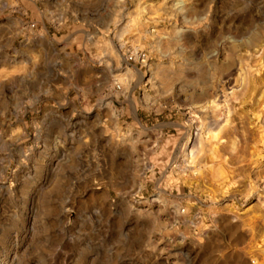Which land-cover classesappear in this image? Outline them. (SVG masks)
I'll return each instance as SVG.
<instances>
[{"label":"rangeland","instance_id":"374dc122","mask_svg":"<svg viewBox=\"0 0 264 264\" xmlns=\"http://www.w3.org/2000/svg\"><path fill=\"white\" fill-rule=\"evenodd\" d=\"M252 136L264 0H0V264H264Z\"/></svg>","mask_w":264,"mask_h":264},{"label":"bare ground","instance_id":"6f19581e","mask_svg":"<svg viewBox=\"0 0 264 264\" xmlns=\"http://www.w3.org/2000/svg\"><path fill=\"white\" fill-rule=\"evenodd\" d=\"M256 41L257 40H256V37H255L253 42H250V44H253ZM253 136L251 137V142H256V146L264 145V137L263 136L260 139H258V138L256 139ZM213 137H216V136L213 135ZM213 137L210 138L209 140L213 139ZM217 141H218V144H220L222 146H223L224 143H226V142H224L225 140L223 141L221 139H217ZM258 155H260V153H258ZM218 157L219 156L214 155V157L212 159V164L217 165V164L221 163V161H220L221 157H220V159ZM258 160L261 161L260 158L257 159V161ZM193 165H195V167L193 166V170H189V171H191V172L193 171L192 174L193 175L195 174V176L197 175V177L199 176L198 175L199 173H200V175H202L201 172H200L201 171L200 165L198 164L199 165L198 168L196 167V164H193ZM241 170H242L243 173L246 174L244 179L246 180V182H248L249 181V175L247 174V171L250 170L249 166H246V167L242 168ZM262 172H264V171H262ZM192 174H191V176H192ZM258 174L259 173H257V176H260ZM197 179H199V177L196 178V180ZM250 185H251V182H248V187H250V189L252 190V193H251L249 198L254 197L255 194L258 195V190H257L258 188H256L255 185H251V186ZM260 192H262V194H264V189L262 191H260ZM211 216L215 220L214 223H216V227L222 228L224 232H228L227 235H226L228 238L227 239L225 238V240H227V241L225 243L226 247L224 249H226V250H224V249L221 250L220 251L219 260L218 261L214 260V262H217L216 264H257L256 263V259L251 257L249 255V252H248V250L250 249V246H251V242H253V240H255V239H253L255 237V235H253V237H249V236L245 235V233H243V231H242V225L239 223V220H238L237 217H228V216H225V215H222V216H219V217L217 215L216 216L215 215H211ZM193 225H195V222L192 221L190 223V227L193 226ZM197 240H198V238H197ZM198 242L200 243V240H198ZM222 246H224V245H222ZM187 251H188L189 255L195 254L194 250L192 249V247H190V249L187 250ZM210 251H211V249H210ZM212 251H213V249H212Z\"/></svg>","mask_w":264,"mask_h":264}]
</instances>
